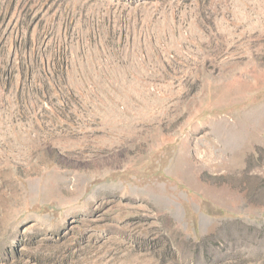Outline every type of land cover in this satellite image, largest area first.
<instances>
[{
    "label": "rangeland",
    "instance_id": "1",
    "mask_svg": "<svg viewBox=\"0 0 264 264\" xmlns=\"http://www.w3.org/2000/svg\"><path fill=\"white\" fill-rule=\"evenodd\" d=\"M0 264H264V0H0Z\"/></svg>",
    "mask_w": 264,
    "mask_h": 264
}]
</instances>
